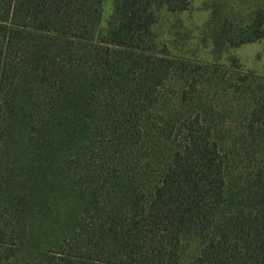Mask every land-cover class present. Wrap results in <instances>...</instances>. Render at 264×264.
I'll return each instance as SVG.
<instances>
[{
    "label": "trees",
    "instance_id": "16d2710c",
    "mask_svg": "<svg viewBox=\"0 0 264 264\" xmlns=\"http://www.w3.org/2000/svg\"><path fill=\"white\" fill-rule=\"evenodd\" d=\"M192 1L0 0V264H264V74L157 42Z\"/></svg>",
    "mask_w": 264,
    "mask_h": 264
},
{
    "label": "rangeland",
    "instance_id": "374dc122",
    "mask_svg": "<svg viewBox=\"0 0 264 264\" xmlns=\"http://www.w3.org/2000/svg\"><path fill=\"white\" fill-rule=\"evenodd\" d=\"M260 10L264 15V0H193L188 9L180 12L161 8L153 33L157 42L174 56L223 64L235 56L244 70L264 74V37L239 45H221V49L214 37L223 24L236 33L250 24ZM113 13L114 0H103V26Z\"/></svg>",
    "mask_w": 264,
    "mask_h": 264
}]
</instances>
